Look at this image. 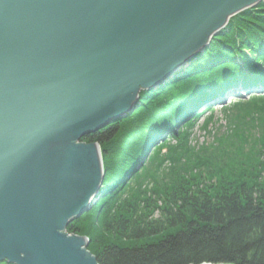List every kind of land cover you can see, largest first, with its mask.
Segmentation results:
<instances>
[{"label":"water","instance_id":"water-1","mask_svg":"<svg viewBox=\"0 0 264 264\" xmlns=\"http://www.w3.org/2000/svg\"><path fill=\"white\" fill-rule=\"evenodd\" d=\"M261 1L0 0V263L99 264L67 230L104 180L83 137Z\"/></svg>","mask_w":264,"mask_h":264},{"label":"trees","instance_id":"trees-1","mask_svg":"<svg viewBox=\"0 0 264 264\" xmlns=\"http://www.w3.org/2000/svg\"><path fill=\"white\" fill-rule=\"evenodd\" d=\"M194 59L163 87L143 90L127 117L83 137L100 144L105 176L67 230L89 238L99 264H264V1L233 16ZM240 87L263 90L235 99V118L227 112V131L241 138L192 146L193 124L208 111L204 127L215 123L213 103ZM151 146L160 150L152 158ZM251 153L260 167L238 172L251 183L214 164ZM154 160L162 183L146 176Z\"/></svg>","mask_w":264,"mask_h":264},{"label":"rangeland","instance_id":"rangeland-1","mask_svg":"<svg viewBox=\"0 0 264 264\" xmlns=\"http://www.w3.org/2000/svg\"><path fill=\"white\" fill-rule=\"evenodd\" d=\"M212 39H211V41H212ZM211 41H210V43H211ZM210 43L207 47L210 46ZM262 92H263V90L261 91L260 89H256V88H252V89L250 88L249 91H246V89H244L242 87L233 88V89L228 90L224 94V96L219 98L212 105L213 114L216 117V122L210 123L208 128L204 127L205 119H207L211 115L210 111H208V112L203 113L198 118V121H196L195 124H193V127L190 128L189 140H190L191 145L195 146V147H197V145H202V144L212 145L214 137L216 139L221 138L222 140H224V142L226 141L227 143L233 138H237L239 140V137L241 136L240 134H235V133L231 134V132L227 131V129L225 127L227 112H228V115H230L232 118H235V115H238L239 113L242 112V111L238 110L235 106H233V103L236 102L235 99L245 100V99L249 98L250 96H253L254 94H261ZM225 107H229L230 110L229 111L224 110ZM177 135H178V132H177ZM175 142H176V140L171 138L170 141H168L167 143L173 145V144H175ZM100 148H101V146H100ZM155 149L156 148H152V146H151L148 150V152L151 150V152H149L151 158H152V156L153 157L156 156L158 151H160V150H157V152H156ZM162 151L163 152L167 151V147L163 148ZM221 157H222V158H220L221 161H219L218 163H214V164L217 166H222L223 167L222 172L225 173L228 178H231V180L234 183L241 184L242 182H245V181H247V183L248 182L251 183V182L256 180V179H253V180L246 179L245 177H243L245 175L244 172L241 173L242 176L238 172L242 171L241 169L244 166H250V164L255 166L256 168H259L260 162L262 161L261 158L257 157L255 160L254 155L252 153L251 154H244V155H242V154L230 155V156L229 155H226V156L223 155ZM159 158L162 159V157H159ZM251 159H253V160L251 161ZM147 161H148V159L146 160V162ZM146 162H145V164H146ZM151 163L152 164H148V171L147 172L149 174L146 176L148 177L149 180H151V179H153V177H155V178H157L159 183H162L163 178L165 179V175H164L165 172L163 173L162 169H160V171L158 170L157 165L159 164V160H157L156 162L154 160ZM250 172H252V171H250ZM246 174H248L249 176H252V174H250V173H246Z\"/></svg>","mask_w":264,"mask_h":264},{"label":"bare ground","instance_id":"bare-ground-1","mask_svg":"<svg viewBox=\"0 0 264 264\" xmlns=\"http://www.w3.org/2000/svg\"><path fill=\"white\" fill-rule=\"evenodd\" d=\"M264 1V0H263ZM231 19V18H230ZM230 21V20H229ZM229 23V22H228ZM228 25V24H227ZM226 25V26H227ZM225 26V27H226ZM224 27V28H225ZM224 28H222L220 31H219V33L224 29ZM218 33V34H219ZM217 34V35H218ZM217 35H214L212 38H214V37H216ZM211 44V43H210ZM208 48V47H207ZM206 48V49H207ZM206 49L204 50V51H199L198 53H196L191 59H189L188 60V62L186 63V64H184L183 66H181V67H177L176 69H174V70H172V71H170L164 78H161V79H159L157 82H155V85L153 86V87H151V88H149V89H145V90H150V89H154V88H161V87H163L164 86V84L166 83V82H168L169 80H171L174 76H177L179 73H180V70H182V69H185V68H187V67H189L191 64H193V61L194 60H196V59H194V57L196 56V55H198V54H204L205 53V51H206ZM193 60V61H192ZM192 62V63H191ZM143 91V90H142ZM141 91V92H142ZM140 92V93H141ZM140 96V95H139ZM120 120V119H119ZM117 121V120H116ZM115 122V121H114ZM114 122H112V123H114ZM111 124V123H110ZM109 125V124H108ZM107 125V126H108ZM105 128V127H104ZM103 129V128H102ZM101 130V129H100ZM90 135V134H89ZM102 159H103V157H102ZM103 166H104V163H103ZM104 176H105V169H104Z\"/></svg>","mask_w":264,"mask_h":264}]
</instances>
